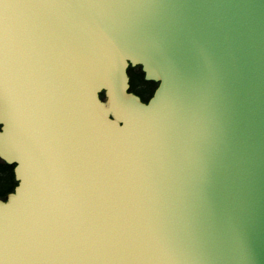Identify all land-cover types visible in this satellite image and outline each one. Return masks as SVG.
<instances>
[{
  "label": "water",
  "instance_id": "water-1",
  "mask_svg": "<svg viewBox=\"0 0 264 264\" xmlns=\"http://www.w3.org/2000/svg\"><path fill=\"white\" fill-rule=\"evenodd\" d=\"M0 160V264H264V0H0Z\"/></svg>",
  "mask_w": 264,
  "mask_h": 264
},
{
  "label": "trees",
  "instance_id": "trees-1",
  "mask_svg": "<svg viewBox=\"0 0 264 264\" xmlns=\"http://www.w3.org/2000/svg\"><path fill=\"white\" fill-rule=\"evenodd\" d=\"M129 76L130 92L140 96L143 101L147 102L149 97L152 96L155 85L147 82L142 73L139 75V71L136 68L129 69ZM16 186L14 167L0 160V199L5 200Z\"/></svg>",
  "mask_w": 264,
  "mask_h": 264
},
{
  "label": "flooded vegetation",
  "instance_id": "flooded-vegetation-1",
  "mask_svg": "<svg viewBox=\"0 0 264 264\" xmlns=\"http://www.w3.org/2000/svg\"><path fill=\"white\" fill-rule=\"evenodd\" d=\"M138 71H139V75H140V73H142L143 74V76H144V79H145V74L143 73V71H142V69L141 68H136ZM149 83H151V84H153V85H155L154 86V89H153V93H152V96H153V94H154V92H155V90L157 89V87H158V83H155V82H149ZM151 96V97H152ZM151 97H149V99L147 100V102L151 99Z\"/></svg>",
  "mask_w": 264,
  "mask_h": 264
}]
</instances>
